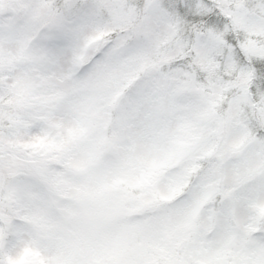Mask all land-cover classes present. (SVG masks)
Listing matches in <instances>:
<instances>
[{
    "label": "snow or ice",
    "instance_id": "snow-or-ice-1",
    "mask_svg": "<svg viewBox=\"0 0 264 264\" xmlns=\"http://www.w3.org/2000/svg\"><path fill=\"white\" fill-rule=\"evenodd\" d=\"M0 264H264V0H0Z\"/></svg>",
    "mask_w": 264,
    "mask_h": 264
}]
</instances>
